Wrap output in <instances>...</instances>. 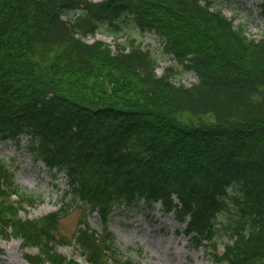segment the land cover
<instances>
[{"label":"trees","instance_id":"1","mask_svg":"<svg viewBox=\"0 0 264 264\" xmlns=\"http://www.w3.org/2000/svg\"><path fill=\"white\" fill-rule=\"evenodd\" d=\"M217 1L0 0V139L68 187L57 210L22 218L41 198L0 161V235L35 246L30 263L80 264L56 250L73 243L89 264H139L108 220L159 203L214 264H264V28L248 37ZM100 28L113 47L85 40ZM133 29L153 32L196 81L158 75ZM66 194L81 207L70 237L59 231Z\"/></svg>","mask_w":264,"mask_h":264},{"label":"rangeland","instance_id":"2","mask_svg":"<svg viewBox=\"0 0 264 264\" xmlns=\"http://www.w3.org/2000/svg\"><path fill=\"white\" fill-rule=\"evenodd\" d=\"M99 1V0H94ZM261 0H219L216 7L235 25L242 24L245 34L254 39H259L264 22L261 14ZM65 18L66 15L62 14ZM133 36L141 41L144 47L151 49L157 56L156 72L161 75L169 67L175 71L170 80L176 84L190 85L196 81L192 70L180 67L177 60L170 53L163 51L161 41L152 32L132 30ZM102 39L113 47V38L103 28L94 35H88L85 40ZM0 160L3 161L14 173L15 185L21 190L40 196V200L31 206H26L20 212L22 218H36L58 209L67 183L64 175H53L42 162H35L24 150L10 140L0 139ZM63 206L65 213L60 218V233L71 236L78 226L81 207L75 206L72 201ZM72 205L71 208L67 205ZM160 204L154 208H146L141 203L130 207H116L109 220L108 229L115 235V242L119 250L125 255L137 260L139 264H214L207 251L202 246L190 247L186 237L181 231L183 224H179L171 214L162 213ZM69 208L68 210H66ZM91 228L101 231V220L96 211L87 216ZM0 264H31L26 260L23 252L36 253L35 247H25L19 237L4 239L0 236ZM73 243L58 244L56 250L62 255L78 254ZM221 251V245L218 247ZM81 255V254H80ZM79 259V258H78ZM42 264H49L43 261Z\"/></svg>","mask_w":264,"mask_h":264}]
</instances>
